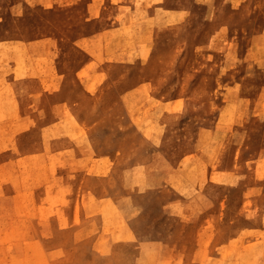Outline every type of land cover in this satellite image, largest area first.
<instances>
[{
  "label": "rangeland",
  "instance_id": "374dc122",
  "mask_svg": "<svg viewBox=\"0 0 264 264\" xmlns=\"http://www.w3.org/2000/svg\"><path fill=\"white\" fill-rule=\"evenodd\" d=\"M0 264H264V0H0Z\"/></svg>",
  "mask_w": 264,
  "mask_h": 264
},
{
  "label": "crops",
  "instance_id": "0c3cea01",
  "mask_svg": "<svg viewBox=\"0 0 264 264\" xmlns=\"http://www.w3.org/2000/svg\"><path fill=\"white\" fill-rule=\"evenodd\" d=\"M93 4H94V2H93V1H90V2L88 3V6H87L88 9H91V6H92ZM129 5H131V6H130V7H131V10L134 9V6H133L132 4H129ZM153 15L156 16L155 12L153 13Z\"/></svg>",
  "mask_w": 264,
  "mask_h": 264
}]
</instances>
